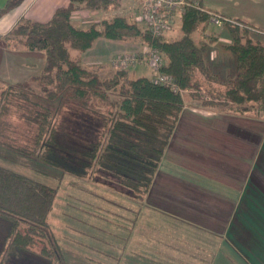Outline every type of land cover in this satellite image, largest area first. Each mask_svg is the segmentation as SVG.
<instances>
[{"label": "trees", "instance_id": "trees-1", "mask_svg": "<svg viewBox=\"0 0 264 264\" xmlns=\"http://www.w3.org/2000/svg\"><path fill=\"white\" fill-rule=\"evenodd\" d=\"M22 1L7 0L0 17ZM200 5L204 9L185 7L182 35L176 39L154 37L127 14L88 27L73 21L75 9H117L120 0H71L46 22L21 19L5 35L8 45L44 50L46 65L42 74L1 89L0 144L79 176L100 170L136 200L148 202L185 107L183 90H193L196 97L207 93L212 99L203 100L205 105L229 103L227 109L235 114L264 118V37L227 23L232 41L225 47L234 54L236 67L221 78L208 60V44L194 38L210 19L211 9ZM100 36L132 37L158 47L165 60L162 70L174 77L179 89L123 71L101 78L71 52L91 48ZM58 192V186L0 164V219L5 223L0 263L24 252L46 260L63 257L50 222Z\"/></svg>", "mask_w": 264, "mask_h": 264}, {"label": "crops", "instance_id": "crops-1", "mask_svg": "<svg viewBox=\"0 0 264 264\" xmlns=\"http://www.w3.org/2000/svg\"><path fill=\"white\" fill-rule=\"evenodd\" d=\"M70 1L23 0L0 17V79L3 82H22L39 75L46 63L44 50L14 49L8 45L5 35L24 18L48 21L57 8L67 6ZM6 2L0 0V7ZM200 2L205 8L251 23L264 31V0ZM87 14L86 9L79 8L73 13V21L89 16ZM102 20L95 18L94 21ZM170 35L171 31L165 37L170 39ZM122 45L128 43L101 36L87 51L74 49L71 52L82 64L106 65L109 60L103 54L109 51L113 56ZM95 46L98 50L92 51ZM215 49V54L212 51L209 55L212 61L217 60L216 63L213 61L216 65L223 63L220 67L223 73L234 72V55L225 49L222 53ZM189 95L188 99L184 96L185 107L159 167L156 188L165 192L151 194L150 201L154 204L162 201L184 211L171 209L167 212L175 220L177 250L188 247L183 250L184 257L187 250L189 253L201 251L195 249L198 246H191L195 243L183 239L182 230L189 228L191 231H185L187 234L197 231L202 241L209 244V252L207 248L204 253L209 264H264V123L256 121L248 126L244 115L229 109L217 111L214 106H202L198 97L192 93ZM170 161L192 171V174L168 171L166 165ZM148 206L151 210L156 209L155 214H164L157 208L160 206L150 203ZM161 243L168 244V241L162 240ZM180 264L187 263L181 261Z\"/></svg>", "mask_w": 264, "mask_h": 264}, {"label": "rangeland", "instance_id": "rangeland-1", "mask_svg": "<svg viewBox=\"0 0 264 264\" xmlns=\"http://www.w3.org/2000/svg\"><path fill=\"white\" fill-rule=\"evenodd\" d=\"M197 1L200 2V0ZM120 3L121 7L117 9L109 8L108 10H101L85 7L83 9L88 11L87 15L89 16H85L80 20H75V23L80 27H88L94 22L102 25V21H94L95 18L104 19L114 14L131 15L132 19L136 21L135 14L137 8L140 7V1L120 0ZM76 10L77 9H75L73 13ZM211 11L229 20L225 19L216 23L211 20ZM209 14L210 19L208 24H206L207 26L204 28L201 26L199 30L195 31L194 38L197 42L208 44V60L211 67L213 71L218 72L220 76H222L221 78H225L227 73H223V70L220 68L223 63L221 62L216 65L215 63L217 60L215 61L213 59L214 63L209 55L212 51L215 54V48L218 49V53H222L224 49L227 52H231L225 47L226 44L232 41L227 23L238 25L241 28L246 27L247 29H251L256 36L264 37V31L255 28L251 23L240 21L238 18L230 17L219 11L211 9ZM140 23L145 25L142 22ZM181 23L182 13L181 9H178L175 11L174 15H172L171 27L165 31L163 35L165 36L167 32L171 31V35L169 36L170 39L179 38L182 35ZM116 41H126L128 45H122L118 51L113 53V56L109 55V51L108 53H104L103 56L107 55V59L109 60L106 65L94 64L95 62L88 63V65L83 63V65L101 72L99 74L103 79L112 78L120 71H123L128 77L142 75L154 77L155 71L148 62V59L143 58L136 64L129 65L128 67L118 68L114 65V59L120 53H133L136 51L141 53L144 57L143 51L149 46L148 44L141 45L139 39L135 40V38L132 37L126 40ZM19 48L24 47L20 46L14 49ZM96 49L98 50V46L92 51ZM232 55L234 54L232 53ZM42 72L40 74H42ZM232 73H235V71ZM0 81L2 80L0 79ZM8 83L14 84L13 82H4V86H2L0 82V92ZM35 86L37 89L40 88L38 85ZM186 91L187 92H184V90L182 91L184 92L185 98L188 96V98H190L189 94L194 93L193 90ZM200 93L201 95H199L198 101L202 106H205L203 100L212 98L205 92ZM228 105L229 103L224 105L217 102L214 108L220 111L227 109ZM244 117L245 124L248 126H251V123L256 121L264 123V118H257L255 114H247L244 115ZM29 134H32V131H29ZM25 141L29 142L26 138H22V142ZM0 164L50 185L58 186L59 188L54 208L51 212L50 222L63 249V257L59 260H46L36 253L24 252L20 253V255L16 254L15 257H10V259H12L11 262L16 261L19 263L21 261L28 262L32 260L37 261L39 264L43 261L46 262V264H180L181 261H184L187 264H209V259L207 256H204L205 251L207 252V248L209 252V244H205L202 241L203 238L197 231L189 235L185 231L191 230L189 228L185 230L182 228L183 239L188 242L192 241L195 244L191 246H198L199 248L195 247V249H200L201 251L189 253L190 251L187 250L186 258L183 256V250L188 249L187 246L177 250L179 244L174 242V240H178L174 238L175 226L173 225L175 220L172 216L168 215L167 212L172 209L184 213L183 210L175 208L174 206L172 207L168 203L162 201L156 202V204L161 207L160 208L157 207L153 201L149 200L148 203L159 208L165 215L160 214L159 211L156 212L161 216L155 214L156 209L152 207L153 210H151L149 206L147 207L148 203L146 201L136 200L130 193L125 192L126 190L123 187L116 185L112 180H108L109 177H106L100 170L96 169L94 172L92 171V174L79 176L45 164L34 155L24 154L1 144ZM177 164L174 163V161H170L166 165V168L170 172L175 171L174 173L176 174H192V171L189 172ZM163 192L165 191H159L156 188V184L151 191L154 195H159V193L162 194ZM164 209L167 211H164ZM135 216H138L137 219ZM133 218L136 219L134 223ZM4 233L5 223L0 219V235ZM129 237L130 239L128 240ZM162 240L168 241V244H162ZM187 244L190 245L189 243ZM39 247L40 246H35L34 250L39 251ZM174 247H176V250L173 249ZM191 255L192 259H190ZM1 258L2 254H0V259ZM5 262H8L7 259Z\"/></svg>", "mask_w": 264, "mask_h": 264}, {"label": "built area", "instance_id": "built-area-1", "mask_svg": "<svg viewBox=\"0 0 264 264\" xmlns=\"http://www.w3.org/2000/svg\"><path fill=\"white\" fill-rule=\"evenodd\" d=\"M140 7L136 11V21L144 23L154 37H159L167 31L172 24V15L181 9V13L187 6H195L204 9L197 0H139ZM209 11V10H208ZM210 13V11H209ZM218 14L211 11V20L219 23L225 20ZM229 20V19H226ZM238 23V22H236ZM239 24V23H238ZM144 52V57L139 52L120 53L114 59L115 67H128L136 64L141 59H148V62L155 71L153 80L155 83L168 86L178 90L174 77L165 73L162 69L165 65L164 57L160 49L154 45H149Z\"/></svg>", "mask_w": 264, "mask_h": 264}, {"label": "flooded vegetation", "instance_id": "flooded-vegetation-1", "mask_svg": "<svg viewBox=\"0 0 264 264\" xmlns=\"http://www.w3.org/2000/svg\"><path fill=\"white\" fill-rule=\"evenodd\" d=\"M8 262L6 263L5 261H3L2 263H0V264H39L37 261H32V260H29L28 262H26V261H21V262H19V263H17L16 261H13V262H11L12 261V259H8L7 260ZM11 262V263H10ZM40 264H46V262H41Z\"/></svg>", "mask_w": 264, "mask_h": 264}]
</instances>
